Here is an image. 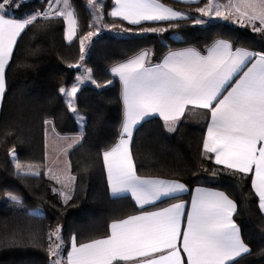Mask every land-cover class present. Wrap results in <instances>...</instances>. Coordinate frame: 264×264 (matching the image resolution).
Here are the masks:
<instances>
[{
	"label": "trees",
	"instance_id": "obj_1",
	"mask_svg": "<svg viewBox=\"0 0 264 264\" xmlns=\"http://www.w3.org/2000/svg\"><path fill=\"white\" fill-rule=\"evenodd\" d=\"M96 1L103 26L120 27L130 34L102 32L91 37L84 65L95 83L82 84L73 97L83 120L81 127L60 89L75 81L80 39L93 32L90 0H68L76 25L70 41L65 40L61 16L39 15L51 0H22L18 8L8 10L15 18H36L31 17V23L20 32L4 71L0 104V264H51L48 239L57 228L60 264H65L63 257L72 238L83 243L104 237L110 222L166 202L139 208L128 195H109L102 151L118 138L122 118L120 85L108 72L111 65L142 50L156 62L169 49H202L216 38L264 53V34L243 27L219 21L197 25L190 18L135 26L111 15V0ZM161 1L185 11H197L208 2ZM140 28L161 31L142 33ZM47 122L59 134L79 136L66 154L69 173L75 178L67 203L54 191L44 168ZM171 127L174 130L170 131L160 118L151 117L135 128L130 150L137 175L175 179L189 188L205 184L225 192L237 205L234 221L250 249L232 264H264V214L252 189L251 174L213 162L202 148L203 125L178 121ZM14 160L40 170L38 174L20 172ZM6 195L18 197L26 208L13 206L4 199ZM35 207L42 212H30Z\"/></svg>",
	"mask_w": 264,
	"mask_h": 264
},
{
	"label": "snow or ice",
	"instance_id": "obj_2",
	"mask_svg": "<svg viewBox=\"0 0 264 264\" xmlns=\"http://www.w3.org/2000/svg\"><path fill=\"white\" fill-rule=\"evenodd\" d=\"M22 0H0V94L4 91L5 58L12 54L10 44L24 29L30 19L18 20L8 16V10L18 8ZM117 4L121 0H116ZM249 7H253L249 5ZM241 13L239 8L236 13ZM113 16L120 15L129 24L140 26L142 21H167L175 18L179 13L163 10L150 0H124L121 12L114 11ZM216 16H221L219 11ZM32 15V19H35ZM228 19V17H224ZM259 20L260 27L255 25ZM248 24L252 30L264 34V0L258 14L247 15ZM199 22V21H198ZM243 23V21H241ZM128 31V30H124ZM142 33H158L157 28H140ZM7 35V43L5 42ZM93 33H88L90 38ZM227 49L236 59L229 62L224 57ZM81 53L84 52V42L81 40ZM147 53L141 54L126 64L114 67L112 72L118 74L124 85L125 122L120 133L119 143L110 150L103 152V163L107 169L108 184L113 194L126 190L132 192H147L151 186V179L137 175L133 157L129 150L132 140L131 126L139 123L147 116L158 115L169 130L171 125L179 121L184 115V98L189 94H198L208 102L204 107L210 108L211 101L236 72L237 68L246 60L258 59L252 64L236 86L220 101L213 112V126L208 137L203 142L207 153L215 155V164L223 165L234 172L248 174L254 169L252 187L259 197V208L264 211V92L259 97L253 94L259 85L264 88V53L243 51L239 48L233 51V45L226 40H218L207 48V55L202 56L195 49L174 52L165 58L164 63L148 67L145 62ZM83 58V57H81ZM171 60V63H169ZM95 83V81H93ZM111 83V81H109ZM60 92H65L64 88ZM77 88L72 87L69 95H75ZM75 111V109H72ZM242 133V134H240ZM127 137V138H125ZM259 143V147L257 144ZM38 174V173H37ZM52 179H57L52 177ZM73 180L75 178H72ZM158 191L159 185L167 184L163 191H187L183 184L175 181L155 180ZM54 191H56L54 189ZM190 210L186 214V227L181 229L182 219L171 209H163L158 214L172 240L155 249L156 252L167 251L168 256H161L159 264H232L236 257L248 254L249 247L241 239L240 229L233 219L237 205L233 203L223 191H210L196 188ZM65 203L71 199L65 196ZM155 200L156 197L149 198ZM180 217L185 215V203L177 205ZM60 229L52 235L59 239ZM51 238V237H50ZM102 241L76 246L72 240V251L68 253V264H92L98 258ZM56 249L60 248L57 244ZM172 250H175L173 253ZM49 251L53 257L58 253L52 246ZM186 254V260L181 257ZM177 257L179 258L177 260ZM117 257L109 258L108 264H113ZM52 264H60L59 260H52Z\"/></svg>",
	"mask_w": 264,
	"mask_h": 264
},
{
	"label": "crops",
	"instance_id": "obj_3",
	"mask_svg": "<svg viewBox=\"0 0 264 264\" xmlns=\"http://www.w3.org/2000/svg\"><path fill=\"white\" fill-rule=\"evenodd\" d=\"M174 1H178L181 3H196L199 0H174ZM209 1H211V0H209ZM111 2H112V6H111V10H110L111 15L114 11H116V12L123 11L124 0H121L120 4H117L116 0H111ZM150 2L155 4V5L160 6V8L163 10H171L172 12L179 13L178 16H176L175 18H173L171 20L186 19L188 17V15L185 13V11L173 8L172 6L168 5L167 3H165L161 0H150ZM261 3H262V0H228L227 2L224 3V7H222V9L219 10V12L221 13V16H219V17L216 16V12H217L216 8H214L213 11L209 10L210 15H208L209 20L207 22L210 23V22H215V21H222V22L230 23L234 26L246 28V29L254 32L252 30L251 25L248 24L247 15L258 14L260 11ZM209 5H210V2H209ZM249 5H252L253 7H249ZM237 8H239L241 13H246L247 15L234 14V13H236ZM204 12H208L207 9L204 10ZM39 15L61 16V8L59 7L57 0H51V2L48 3V5L45 7V9ZM8 16L14 17L11 14H8ZM113 17L128 23V21L123 20L120 15L113 16ZM224 17H228V19H225ZM16 19L21 20V21L23 20V19H19V18H16ZM241 21H243V23H241ZM143 22H157V21H142L141 23H143ZM255 25L257 27H260V22L258 19L255 21ZM64 33H65V23H64ZM17 37H16V39H17ZM16 39H15V41H16ZM218 40H225V39L216 38L211 43H209L207 46H205L202 49H198V48L193 47V46H182V47H178V48L169 49L166 52H164L162 54V56L160 57V59L156 62L151 61L149 53L145 50H142V51H139L136 54L130 56L129 58H127L125 60H122L120 62H117V63L111 65L108 69V72L112 77H114L115 79L118 80L119 85H120V99H121V103H122V118H121V122L119 125L118 138L112 144L111 147L105 149L104 151L110 150L111 148L115 147V145L117 143H119L120 133L123 130V124H124L125 119H126L125 106H124V100H123L124 85H123V82L120 80L119 75L112 72V69L114 67H118L120 64H126L129 61L135 59L136 57H138L144 53H147V55L145 57V62H146V65L148 67H152L156 64L164 63L165 58L167 56H169L171 53L182 52V51H185L187 49H195L202 56H206L207 55V48L213 46L214 43ZM226 41H228V40H226ZM5 42L7 43V35H5ZM14 44L15 43H12L9 45V47L11 48V51L13 50ZM237 48H239L243 51H248V52H253V53H261V52H256V51H253L251 49H248L245 47H240V46H233V51H235V49H237ZM223 55H224V57L228 58L229 62L236 59V57L232 56V54L227 49H224ZM9 59H10V57L5 58V68H6V65H7ZM256 59H258V57H255L252 60H246L243 64H241L237 68L236 72H234L232 74V78L223 87H221L220 92L216 95L215 100L211 101L212 106L210 108L204 107V104L207 103L208 101L205 98H202L198 94H189L184 98V115L180 118L179 121H184V122H187L190 124H201L204 126L202 148H203L204 140L208 137L210 131L212 130L213 112H215L216 108L219 106L220 101L223 100L224 97L228 95V93L232 90V88H234L236 86V83L244 76V73L247 72L249 70V68L252 67V64L255 62ZM169 63H171V60H169ZM262 92H264V88H261L259 85L253 91V94L257 97V104L255 105L257 107L259 104V97H260ZM2 96H3V93L0 94V104H1ZM151 117H158L161 120H163L158 115L147 116L143 120H141L139 123L131 126L132 135H133L135 128L142 121H144L145 119L151 118ZM171 126H173V125H171ZM240 134H242V133H240ZM125 138H127V137H125ZM78 141H79V136L76 135V137H74V139L71 141L72 144L70 142H67V143H69L67 145L68 148L70 149ZM130 146H131V142L129 144V150H130ZM259 146L260 145L258 143L257 147H259ZM203 150H204V148H203ZM104 151H102V161H103V152ZM130 152H131V150H130ZM207 154H209L212 157V160L215 163V155L212 153H207ZM24 161H25V158L22 157V163ZM103 166H104V163H103ZM220 166L224 167L223 165H220ZM104 172H105V176H106V180H107V184H108L107 169L105 168V166H104ZM249 174H251V185H252V179L254 178V169ZM141 177L145 178V179H151L152 180L151 186L144 185L145 187L148 188L147 192H132V191L126 190V191L121 192V193L113 194L111 191V188L109 187V184H108L109 195L112 197L128 195L133 200V202L136 204V206L139 208L150 207V206H153V205H155L161 201H166V202L160 206L150 207L148 209L141 210L137 213L129 215L125 218L114 220V221L110 222V224L108 226V234L104 237L96 238V239L86 241L83 243H76L75 242L77 247H79L81 244H84V243H91L92 241H102L103 242L101 245L98 246L101 249L100 255L98 256L97 259H95L92 262V264H108L109 258L112 256L117 257V260L114 261L113 263L121 262L123 264H159V258L161 256H168L169 253L166 250L163 252H156L155 249L157 247L161 246L162 244H166V243L171 242L172 237L167 232L166 227L162 223H160L158 214L161 213V211L163 209H166V208L171 209L172 212L177 215L178 219H182L181 229L183 230L186 227V214L190 210L192 196L193 195H197V196L201 195V194H197L195 192V189L199 187L201 189L210 190V191H222V190H219L217 188H214V187H211V186H208L205 184H197V185H194L191 188H189L187 184H185L181 181L175 180V179L161 178V177H144V176H141ZM155 180H164V181H168V182L175 181L177 183L183 184L185 186V188L187 189V191L178 192V191H171L170 190V191L165 192V191H163V189L169 187V185H167V184L159 185L158 186L159 190L154 191L153 188L157 187ZM252 189L257 196L258 207H259V197L256 193V190L253 187H252ZM225 195L228 196L226 193H225ZM151 197H156V199L150 200L149 198H151ZM228 198L231 199L229 196H228ZM180 203H185V205H186L185 215L183 217H180V209L177 207V205H179ZM233 203H234V201H233ZM259 210L262 214H264V211H261L260 208H259ZM233 219H234V214H233ZM72 240H73V238L71 239L69 247H68V249H67V251L63 257L65 264H68V260H67L68 253L72 251ZM172 251H173V253L175 252V250H172ZM180 254H181V257L186 260V254H184L183 252H181ZM241 255H243V254H241ZM178 259L179 258L177 257V260Z\"/></svg>",
	"mask_w": 264,
	"mask_h": 264
},
{
	"label": "rangeland",
	"instance_id": "obj_4",
	"mask_svg": "<svg viewBox=\"0 0 264 264\" xmlns=\"http://www.w3.org/2000/svg\"><path fill=\"white\" fill-rule=\"evenodd\" d=\"M209 2H210V5H209ZM57 3L59 4V7L61 8V16L63 17L64 23H65V33H64L65 40L70 41L75 36V29H76L75 19L73 17L71 9L69 8L68 0H57ZM224 3H220L216 0H211V1L208 0V2L203 7H200L199 9H197V11H185V10L183 11H185V13L188 15L187 18L192 19L194 24L204 25V24L209 23L207 22L209 20L208 15H210L209 10L213 11L214 8H216L217 11H219L220 9H222V7H224ZM89 8L92 14V20H91V26L93 28V32H91L93 33L92 36H94L97 33H102V32H111L118 36L130 34L128 32H125L120 27L113 28V27L103 26L100 21V14H99V9H98L99 5L96 0H90ZM206 9L208 12H204V10ZM9 13L11 12L9 11ZM31 17H28V19H30ZM219 22H222V21H219ZM223 23H226V22H223ZM227 24H230V23H227ZM91 37L88 38V34H87L80 39V46H81V40H83L84 42V52L81 53L80 51V58L76 64L78 69H77V73L75 76V81L69 87L64 88L65 92L62 93L65 101L68 103V106H69V109L72 115L77 120V123L80 127L83 122L82 117L81 115H79V113L76 111L74 107V104H73L74 95H69L68 93L71 92V89L73 86H75L78 90V88L82 84H88V83L92 84L93 83V80L90 75V71L84 65V60H85V57L88 51V46H89ZM73 108L75 109V111L72 110ZM49 123L50 122H47L45 125L46 162H45L44 168H45V172L47 176L53 181L55 190L59 194L61 200L65 201L64 196L60 195V193L63 192L65 196H70V193H71L70 187L73 181L72 179L73 177L69 173L68 162L66 158L67 151L69 150L67 146L69 143L67 142L71 143V141L74 139V136L63 135V134L57 133L52 128L51 124ZM13 157H14V154H13ZM14 164L17 170L20 172L37 173L40 170L38 169L40 168L38 166H22L21 162H17L16 160H14ZM52 177H56L57 179H52ZM4 199L12 202V205L15 207L26 208L23 206V204L20 203L19 198L14 195H6ZM29 210L30 212H33V213L42 212V210L39 207H35ZM55 230L56 229L50 232L49 239H48L49 246L51 245L52 248L55 249L58 253L57 256L53 257L49 251L50 257H51V264H52V260L55 259V260L60 261L61 259V253H60L61 249L60 248L56 249L55 247L57 244L60 245V239H57V236L52 235V233H54Z\"/></svg>",
	"mask_w": 264,
	"mask_h": 264
}]
</instances>
